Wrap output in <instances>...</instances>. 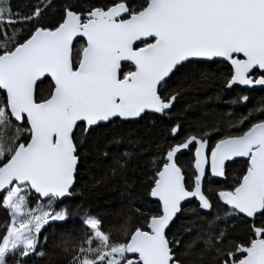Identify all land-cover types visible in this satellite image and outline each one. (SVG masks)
<instances>
[{"label": "snow or ice", "instance_id": "snow-or-ice-1", "mask_svg": "<svg viewBox=\"0 0 264 264\" xmlns=\"http://www.w3.org/2000/svg\"><path fill=\"white\" fill-rule=\"evenodd\" d=\"M237 86L264 88V0H0V264H264Z\"/></svg>", "mask_w": 264, "mask_h": 264}, {"label": "trees", "instance_id": "trees-1", "mask_svg": "<svg viewBox=\"0 0 264 264\" xmlns=\"http://www.w3.org/2000/svg\"><path fill=\"white\" fill-rule=\"evenodd\" d=\"M13 5H17V4H23L22 0H12ZM77 43H80V41H78ZM257 75L259 74V71H257L256 73ZM237 93L239 94H247L253 98L258 97L259 95H264V88H261V86H257L255 88V91L249 90L246 93H240V87L237 86V88L235 89V91L232 93V95H236ZM249 106H251V101L249 102ZM218 107H223V105H218ZM189 115H195L194 112H190ZM90 163V162H89ZM244 165V160H237V162L235 164L231 165L232 168V173L230 174V179L233 176H237L240 173V169L243 167ZM84 169L83 166L81 167V172L83 173ZM95 173H88L89 176L94 175ZM218 181V180H217ZM220 183H222L223 181H218ZM79 202V201H77ZM67 203V201H66ZM91 208L93 209V215H95L96 213H103L106 210H113V209H118L119 208V202L117 199L116 194L104 191V190H100L95 198L93 199V201L91 202ZM5 220V213L3 210H0V224H3ZM77 226H79V222L77 221ZM52 232L53 229L52 228H47L45 234L49 236V239H52ZM41 239H43V237H41ZM9 264H11V260L9 261Z\"/></svg>", "mask_w": 264, "mask_h": 264}, {"label": "water", "instance_id": "water-1", "mask_svg": "<svg viewBox=\"0 0 264 264\" xmlns=\"http://www.w3.org/2000/svg\"><path fill=\"white\" fill-rule=\"evenodd\" d=\"M78 42V41H77ZM257 71H259V70H257ZM238 87H241V86H238ZM257 86H255V88H256ZM237 160H244L243 158H239V159H237ZM214 179H216V180H218V181H222V179L221 178H214Z\"/></svg>", "mask_w": 264, "mask_h": 264}, {"label": "rangeland", "instance_id": "rangeland-1", "mask_svg": "<svg viewBox=\"0 0 264 264\" xmlns=\"http://www.w3.org/2000/svg\"><path fill=\"white\" fill-rule=\"evenodd\" d=\"M26 2V0H22V3H25Z\"/></svg>", "mask_w": 264, "mask_h": 264}]
</instances>
